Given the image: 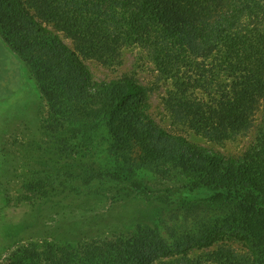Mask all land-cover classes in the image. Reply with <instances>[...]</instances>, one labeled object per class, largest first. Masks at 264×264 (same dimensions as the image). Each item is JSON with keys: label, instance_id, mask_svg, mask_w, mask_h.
I'll return each instance as SVG.
<instances>
[{"label": "trees", "instance_id": "trees-1", "mask_svg": "<svg viewBox=\"0 0 264 264\" xmlns=\"http://www.w3.org/2000/svg\"><path fill=\"white\" fill-rule=\"evenodd\" d=\"M37 17L73 36L76 49ZM0 35L28 64L53 108L52 121H68L59 151H93L75 195L83 199L121 186L159 201L146 219L129 213L108 232L95 222L93 237L76 244L48 242L41 252L18 247L21 257L11 264H201L193 247L210 249L230 238L248 253L243 264H264V0H0ZM128 48L139 50L157 80L172 87L165 113L174 127L224 140L248 125L261 101L253 144L240 156H227L168 131L150 114L151 85L131 72L95 80L84 62L90 57L111 66ZM139 164L163 181L187 182L151 198L139 179H129ZM188 197L201 217L209 205L227 207V215L219 226L166 236V227H176L162 214ZM222 253L215 264L236 261L229 249Z\"/></svg>", "mask_w": 264, "mask_h": 264}, {"label": "rangeland", "instance_id": "rangeland-1", "mask_svg": "<svg viewBox=\"0 0 264 264\" xmlns=\"http://www.w3.org/2000/svg\"><path fill=\"white\" fill-rule=\"evenodd\" d=\"M32 11L38 16L37 11ZM37 19L67 46L76 49L73 36L53 24L44 23L39 17ZM141 54L137 49L128 48L122 61L111 66L90 57L84 58V62L95 80L131 72L143 84L151 85L150 114L168 131L184 133L189 140L227 156H240L253 144L262 118L261 101L248 125L224 140L211 141L192 129L185 131L174 127L165 113L169 106L166 101L168 90L172 87L157 80L153 65ZM52 109L28 64L11 51L0 35V264L17 261L21 257L16 254L18 247L33 245L41 252L48 242L62 246L76 244L93 237V224L103 223L95 228L108 232L109 226L113 230L129 213L132 217L136 213L139 219H146V214H151V207L159 204V201H148L140 195L135 197L137 193L134 192L128 194L121 186L103 189L105 194L93 196L91 193L87 198L79 199L75 195L77 191L72 189H81L78 174L93 164V151L81 146L67 155L59 151L58 138L68 121L53 122ZM138 159L133 162L138 164ZM135 170L136 177L129 179H139L151 198L163 195L168 189L174 191L187 182L184 177L163 181L145 165H136ZM188 200L189 197L171 203L162 214L165 223L173 222L176 227L175 231L166 227L163 231L166 236L180 235L181 229L186 228H192V234L204 224L219 226L227 215V207L219 209L209 205L203 209L204 217H201V209L191 207L193 202ZM185 205L191 209H184ZM131 223L123 221L126 226ZM222 248L233 253L236 259L233 264H243V259H249L246 250L231 238L210 249L193 247L191 250L195 251V257L201 258V264H215L221 259L219 254L223 255Z\"/></svg>", "mask_w": 264, "mask_h": 264}]
</instances>
